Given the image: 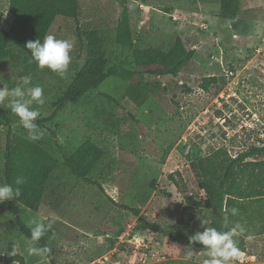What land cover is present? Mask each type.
<instances>
[{
  "label": "rangeland",
  "instance_id": "obj_1",
  "mask_svg": "<svg viewBox=\"0 0 264 264\" xmlns=\"http://www.w3.org/2000/svg\"><path fill=\"white\" fill-rule=\"evenodd\" d=\"M78 1L80 23L57 17L47 33L75 42L66 78L47 67H37L30 74L29 86L44 90L45 103L32 105L40 116L51 114L53 103L83 63L85 53L79 50L77 27L98 31L109 64L134 67L131 50L115 43L116 21L123 4L128 7L133 32L138 25L143 27L136 32L137 37L165 50L179 32L194 55L177 76L143 74L146 101L139 108L125 94L128 82L108 77L77 103L58 111L50 124L55 135L40 128L42 138L35 142L61 164L49 179L39 208L35 211L20 205L19 214L30 227L33 221L47 224L55 216L47 238L55 248L54 263L53 258L28 254L31 242L18 230L7 200L0 203V250L15 242L25 264H90L105 256V264H204L207 257L203 248L183 245L151 230L140 233L151 242L155 256L136 255L131 262L128 246L112 249L122 230L138 224L131 209H138L139 216L163 229L203 231L201 219L207 225L208 218L197 215L205 207L196 204L205 199V193L192 164L216 152L233 157L251 146H264V0H241L235 28L218 15L219 0H148L144 10L150 13L146 16L140 15L139 0ZM8 3L0 0L2 28H8L12 19ZM172 6L177 13L170 12ZM172 18L182 25L174 27V32ZM153 27L157 28L152 31ZM165 30L173 33L165 34ZM25 75L29 74L17 69L0 70V87L13 88ZM209 76L216 80H208ZM13 130L28 138L19 122L13 123ZM5 139L1 123L0 168ZM86 140L102 147L110 163L102 180L105 193L71 175L62 165L61 153ZM261 209L258 217L264 223ZM253 263L255 260L246 255L231 261Z\"/></svg>",
  "mask_w": 264,
  "mask_h": 264
},
{
  "label": "trees",
  "instance_id": "obj_2",
  "mask_svg": "<svg viewBox=\"0 0 264 264\" xmlns=\"http://www.w3.org/2000/svg\"><path fill=\"white\" fill-rule=\"evenodd\" d=\"M240 7L241 0H219L218 15L235 28L238 25L237 15ZM8 9L12 15L11 23L8 28L0 27V70L4 71L17 69L18 73L32 74L38 65L32 60L30 50L25 48L26 42L36 38L43 41L57 17L70 18L77 25L80 23L81 7L78 0H9ZM76 29L79 50L85 53L83 63L77 67L70 83L53 103L51 114L39 116L36 120L39 128L46 129L53 135L55 131L50 124L58 111L77 103L85 94L97 89L108 77H119L127 81L125 94L135 107L139 108L146 101L143 74L177 76L194 55V50L187 48L179 36H176L173 44L165 50L142 41L131 28L129 10L125 4L116 21L115 43L131 50L133 68L129 69L122 64H109L102 38L96 29L85 30L80 26ZM207 79L215 81L216 77L209 76ZM15 122H19V118L10 109L0 107V124L3 123L6 129L0 183H8L13 188L21 189L22 195L7 200L6 207L13 215L20 233L30 241L31 227L21 219L19 207L24 205L35 211L39 208L48 181L61 162L40 143L16 134L13 130ZM61 154L62 165L71 175L105 193L102 180L108 175L111 166L106 161V152L102 147L94 141L86 140L76 149ZM263 154L264 146H251L233 157L216 152L213 156H205L192 164V170L205 193V199L199 201L196 206L217 211L210 227L219 229L223 217L226 214L229 217L231 204L239 199H248L259 208H264ZM18 177H22L25 182L21 185L15 184ZM130 211L137 217L138 224L135 228L138 232H161L171 240L187 246L190 245L189 237L196 232L186 227L163 229L156 222L139 216L138 209ZM262 215L264 216V213ZM185 223L182 221V224ZM51 233L49 229L36 245H47L51 248V253L46 255L48 258H53L55 254L54 246L47 242ZM191 245L202 248L199 243ZM15 248V242L7 245L6 260L25 264L23 256L16 252ZM52 262L54 263V258Z\"/></svg>",
  "mask_w": 264,
  "mask_h": 264
},
{
  "label": "clouds",
  "instance_id": "obj_3",
  "mask_svg": "<svg viewBox=\"0 0 264 264\" xmlns=\"http://www.w3.org/2000/svg\"><path fill=\"white\" fill-rule=\"evenodd\" d=\"M71 39L57 38L54 34H47L43 41L36 38L26 42L25 48L30 50L32 60L35 61L40 69L48 68L58 74L61 78H66L71 63V51L74 47ZM32 77L25 75L20 78L15 87L9 88L7 85L0 87V107L10 109L19 118L20 125L27 130L28 138L36 141L42 138V133L36 123L40 112L32 105H43L45 103L44 90L41 86H29ZM25 181L22 177L15 180V184L21 185ZM22 195L19 187L13 188L11 184L0 183V203L5 200H12ZM231 215L238 214V209L233 207ZM200 218V217H198ZM55 216L49 218L45 224L43 220L33 221L31 227V245L27 251L29 255L46 256L51 253V248L47 245L37 247L36 245L44 237L45 233L55 223ZM203 231H196L189 237V243H199L205 252L207 259L204 264H231V261L238 259L241 250L238 241L235 239L237 234L244 235L246 228L243 224L237 223L229 227V217L226 214L221 222V227H208L206 221L201 219ZM248 239L252 236L248 235ZM15 255V252H13ZM187 256H192V249L187 251Z\"/></svg>",
  "mask_w": 264,
  "mask_h": 264
},
{
  "label": "crops",
  "instance_id": "obj_4",
  "mask_svg": "<svg viewBox=\"0 0 264 264\" xmlns=\"http://www.w3.org/2000/svg\"><path fill=\"white\" fill-rule=\"evenodd\" d=\"M147 1L148 0H146L145 2L139 1V5L142 4V7H141L142 12L140 13V15H142V16H146L147 14L150 13V11L144 10V8L146 7ZM158 7L163 8V6H158ZM176 9L177 8L175 6H172L170 12L177 13L178 11ZM169 14H172V13H169ZM143 19L145 22L146 18H143ZM144 22H141V23L144 24ZM170 27L173 30L174 27L180 28V27H182V25L177 24V22L172 18V20L170 22ZM156 28L157 27H153L151 30L153 31ZM133 29H134L135 33L137 32V34L140 33V31H143V27H141L140 25H138L137 28H133ZM135 29H137V30H135ZM169 32H167V30H165V34L173 33L174 30H173V32H170V33ZM162 33H164V32L162 31ZM176 36L181 37V34L178 32L176 34ZM141 40L145 41L144 38ZM233 207L238 209V214L233 216V215H231L230 211L228 212L229 213V226H230V228L235 226L237 223L243 224L246 228V232L244 235L237 234V236L235 237V239L238 241V246L241 250V255H246L247 258L255 260V263H253V264H264V223L262 221H260V219L258 217V213L261 214L262 209L257 207V205L255 203L249 202L248 199H239L234 204H231L230 209ZM200 211H201V213H200ZM263 211H264V209H263ZM263 213L264 212H262V214ZM198 214L201 216L204 215L205 217L208 218L207 219L208 220L207 226L210 227V222L215 217V215L217 214V211L214 209H211V208H208V209L200 208L197 212V215ZM195 218H198V217H195ZM248 235H251L252 238L248 239L247 238ZM112 251H116V250L113 248ZM261 255H263V256H261Z\"/></svg>",
  "mask_w": 264,
  "mask_h": 264
},
{
  "label": "built area",
  "instance_id": "obj_5",
  "mask_svg": "<svg viewBox=\"0 0 264 264\" xmlns=\"http://www.w3.org/2000/svg\"><path fill=\"white\" fill-rule=\"evenodd\" d=\"M174 18V17H173ZM175 20V19H174ZM151 242L149 239L142 235V233L138 232L135 226L128 225L126 229H124L116 239V244L114 249L117 250L118 246H128L127 248L130 249V255L132 258L130 259L131 262H134L136 259V255L146 256L150 253L151 256H155L152 254L151 249ZM106 256L97 260V262H92L90 264H105ZM0 264H20L18 261H7L5 251L0 250Z\"/></svg>",
  "mask_w": 264,
  "mask_h": 264
}]
</instances>
